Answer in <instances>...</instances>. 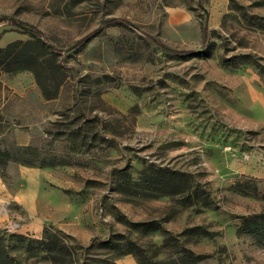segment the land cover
I'll return each instance as SVG.
<instances>
[{"label":"rangeland","instance_id":"rangeland-1","mask_svg":"<svg viewBox=\"0 0 264 264\" xmlns=\"http://www.w3.org/2000/svg\"><path fill=\"white\" fill-rule=\"evenodd\" d=\"M15 40L43 61L0 66L3 264H51L45 228L70 264H264V0H0Z\"/></svg>","mask_w":264,"mask_h":264},{"label":"trees","instance_id":"trees-1","mask_svg":"<svg viewBox=\"0 0 264 264\" xmlns=\"http://www.w3.org/2000/svg\"><path fill=\"white\" fill-rule=\"evenodd\" d=\"M25 44L26 42H23L22 40H15L6 44L4 47H0V66L3 65L5 66L6 71L13 72L23 69H31L32 71L34 70L38 76V73L41 72L43 57L41 59V57H39V53L31 51L25 59H22V51L26 46ZM27 44H29V42H27ZM230 62L231 59L225 60V63ZM58 66L59 65L56 67ZM55 71L59 72V68H56ZM42 90L45 92V95H48L46 94L44 87H42ZM28 241L36 243L39 249L43 252L42 259L47 260L51 264H70L72 262V247L67 243H64V240L60 238L56 232H52L48 228L43 230L42 237L40 239H28ZM5 259L10 263L12 261L11 257L3 255L0 252V264H3Z\"/></svg>","mask_w":264,"mask_h":264},{"label":"crops","instance_id":"crops-1","mask_svg":"<svg viewBox=\"0 0 264 264\" xmlns=\"http://www.w3.org/2000/svg\"><path fill=\"white\" fill-rule=\"evenodd\" d=\"M27 169L26 172L21 174V178L23 181V187L18 192L19 201L27 208V210L34 214L36 208V196L38 193V185H39V174L40 171L37 168H29L24 167ZM134 261L131 257H124L121 260L123 264H132Z\"/></svg>","mask_w":264,"mask_h":264}]
</instances>
